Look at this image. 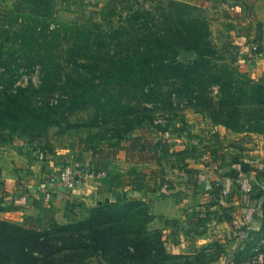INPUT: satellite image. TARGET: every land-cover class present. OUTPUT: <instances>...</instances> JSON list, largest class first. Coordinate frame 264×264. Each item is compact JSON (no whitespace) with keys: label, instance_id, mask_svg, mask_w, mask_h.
I'll return each mask as SVG.
<instances>
[{"label":"trees","instance_id":"16d2710c","mask_svg":"<svg viewBox=\"0 0 264 264\" xmlns=\"http://www.w3.org/2000/svg\"><path fill=\"white\" fill-rule=\"evenodd\" d=\"M147 2L154 5L146 7L143 2L136 9L130 5L121 11L108 4L98 22L91 19L89 26L75 24L61 33L50 31L51 38L47 34L37 36V27L25 24L15 35L18 51L5 49L1 35L5 42L11 37L9 31L0 29V82L12 84L20 76L32 73H38L39 78L36 89L28 84L1 92L4 112L20 118L24 125L40 124L45 129L59 111L66 114L94 108L101 113L104 124L118 121L123 126L119 133L125 136L132 135L147 118L137 116L136 108L130 107L132 102L162 105L160 110L165 111L172 108L171 100L178 94L192 108L207 114L213 124L233 131L238 129L241 108L246 103L249 106L244 107L249 108L243 126L250 132H259L264 126V89L246 74L236 72L234 62L230 61L231 70L211 62L207 48L211 35L197 8L173 0ZM23 11L34 17L52 18L54 6L51 0H15L11 13L19 16ZM183 52H196L197 57L181 61ZM46 89L50 94L58 90L55 94L59 98L48 102L47 97L43 105L37 106L34 96ZM94 126L99 127L97 123ZM132 140L130 150H135L141 137L133 134ZM93 150L102 154L99 147ZM150 151L157 154L167 149L159 140L151 145L142 142L139 152ZM125 156L126 161H132L126 151ZM150 206V201L139 200L99 202L87 220L62 227L66 233L55 240L60 246L37 239L30 243L31 232L24 224L0 221V264H12L13 260V241L6 229L24 236L17 237V241L23 242L20 252L23 262L29 264L41 260L43 264H78L97 252L105 253L108 264H158V260L147 258L164 251L161 233L155 232L161 238L150 241L145 224L129 215L134 208L135 213H141L143 207ZM10 209L18 207L13 205ZM48 219L57 225L54 219ZM35 253L42 259L38 260ZM57 256L60 257L56 259Z\"/></svg>","mask_w":264,"mask_h":264},{"label":"crops","instance_id":"0c3cea01","mask_svg":"<svg viewBox=\"0 0 264 264\" xmlns=\"http://www.w3.org/2000/svg\"><path fill=\"white\" fill-rule=\"evenodd\" d=\"M105 1L51 0L54 7H67L60 11L91 9ZM176 1L203 8L210 21L212 44L224 59L234 62L250 80L264 84V27H257L264 25V0ZM0 2L5 10L13 11L15 0ZM65 18L73 19V14ZM253 45L257 51L251 52ZM192 115L201 134H209L207 149L212 152L215 148V152L214 157L208 152L203 156L206 160L184 167L156 162L146 168L140 162L126 161L123 151L108 160L93 149L45 153V159L39 160L26 145L0 144V220L19 225L26 219L51 218L67 223L75 211L106 200L150 201L148 228L159 230L170 254L192 264L232 263L241 251L237 244L241 229L248 230L249 240L261 226L264 135L232 134L212 124L205 113ZM80 164L101 169L104 177L86 180L71 192L53 189L45 196L39 190L46 176ZM241 178L251 180L249 194L239 190L237 180ZM11 205L18 209H10ZM249 208L256 213L248 220ZM245 220V226L240 227Z\"/></svg>","mask_w":264,"mask_h":264},{"label":"rangeland","instance_id":"374dc122","mask_svg":"<svg viewBox=\"0 0 264 264\" xmlns=\"http://www.w3.org/2000/svg\"><path fill=\"white\" fill-rule=\"evenodd\" d=\"M141 3H143L142 5H145L146 7L154 5V3L147 2V0H106L102 5L93 6L91 9L72 7V9L70 8V11H60V8L61 10H66L67 7L64 6L59 8L58 5H56L54 7V14L52 15V18L34 17L24 11L22 12V14H19V16H16L12 14L11 11L5 10V7L0 4V29L9 31L11 37L8 42H5L3 36L1 35L2 45L5 47V49H15L18 51L19 46L14 42L15 35L19 33V31L23 26H25V24L35 25L37 27L36 31L38 32L36 33L37 36H44L45 34H47V36L51 38L52 34L50 33V31H59V33H61L66 28L74 27L75 24H77L75 26L80 27L89 26L90 23L88 22L91 19L96 20L95 22H98L101 19L102 14L103 16L105 15V12H103V10L108 4L114 5V8L116 10L121 11L124 10L125 7H129L130 5L134 7V9H136V7L141 6ZM196 8L197 14L205 18L208 24V33L210 32L211 35L210 21H208V17L205 14V11L201 7ZM125 10L128 9L126 8ZM124 13H126V11H123V15H125ZM71 14H73V19L65 18ZM210 41L211 42L207 46V48L211 51V56L209 58L211 62L213 64H216L218 68L231 70L233 67L232 64L228 63L224 59V55L220 53L216 48L217 45L215 43L212 44L213 40L211 39V37ZM254 46L255 45L250 47L251 52H254V50L252 49ZM255 51H257V49ZM196 57V52H183L179 58L181 61H189L195 59ZM236 68L238 69L235 70L236 72L243 73L237 66ZM16 81L17 82H14L12 84H8L6 82L2 84L0 82V93L4 90L13 91L16 87L23 88L28 84L34 86L35 89L38 88V73L20 76ZM237 81L240 80L237 79ZM251 82L260 85L264 89V84L252 80ZM170 88L172 90L175 88V86L173 88ZM56 92L50 94L46 89L44 92L36 93L33 98L35 104L37 106L43 105L47 97H50V100H48V102H53V99L59 98L58 95L55 94ZM173 98L174 99L171 100L172 108L165 111L160 110L162 105L156 107L152 104H143L142 102L136 101L130 104V107H134L138 111L139 114L137 116L147 117L140 124L138 130L133 133L135 135L139 134L141 140L137 145L135 144V150H130L131 142H133V134L125 136L120 135L119 131L123 129V126L118 124V121H115L114 124H104V120L99 117L101 113L98 111V109L89 108L66 114L59 111V113H57L53 118L52 124H49L44 129L40 128V124L24 125L22 124V122H20V118H13L8 116L4 112L5 108L3 103L5 101L0 97V144H22L26 145L35 152L38 151L44 153L61 152L67 149H71V151L73 149V152L76 151L79 153L81 149L88 150L99 147L102 151L101 155L109 158L111 156L115 157L116 154L120 151H123L125 154L126 151L127 157L132 156V161L140 162L145 165L146 168H148V164H156V162L159 164L164 163L166 165L183 164L182 167L187 166L192 162H202L203 160H206V158H204L203 156L207 155V153L210 152L207 149V143H205L209 138V134L207 136H205V134H201L195 122L191 121V117L193 116L192 114L198 112V110L192 108V106L189 105L191 103L187 104L185 99L179 97L178 94ZM102 102H104V100H102ZM244 106L249 105L245 103L241 108L242 114H240L241 120L238 123V129L236 131L227 129L230 131L229 133L234 132L235 134L239 135H264V126L263 128H260L259 132H250L249 128H247L245 125L243 126V121L247 119L246 113L248 112L247 109L249 108ZM262 109L264 112V107ZM95 123H97L99 127H95ZM156 140H159L161 146L165 147L167 151H158L157 154L153 153L152 151L139 152L142 142L150 143L151 145V143H154ZM213 152H215V148L209 154L211 155V157H214ZM155 169L159 168L156 167ZM127 201L131 200H123L122 202ZM113 202L115 201H112L110 203ZM95 207H93V209L90 208L75 211L76 213L73 220L67 223H57V225H54L52 222H50L49 219H45V221L28 220L22 224H24L26 229L31 232L28 233V236H30V243L33 239H37L39 241H42L43 243L54 245L56 244L60 246V242H57L55 240L59 236L66 233V230L62 227H69L77 223L84 222L89 218L91 211L97 208ZM136 209L137 208L132 209L131 212H129V215L134 218L140 219L145 224V228H147L149 232V236L147 238L153 242L156 241L157 238H161L155 233H158L159 230H151L148 228V223L151 220L150 218H152V216L150 215V209H148V207H143L144 212L135 213ZM6 232L11 236L13 241L12 249L10 251L11 255L13 256L12 264H29V262H23L24 255L22 254V252H20L23 249V242L17 241V237H19L20 235L22 237L24 236L22 234L18 235L17 232L13 229H6ZM6 232H3L2 237H4V233ZM259 254H262V262L258 259ZM63 255H66V253H63ZM34 256L38 260L42 259V255L40 254L35 253ZM58 257L60 256H57L56 259ZM106 258L107 257L105 256V253L103 254L97 252L91 257L80 261L78 264H108L106 262ZM147 259H153L155 261L158 260V264H192V261L179 256H174L170 254L166 249H164L161 254L153 253V255ZM36 264H43V261H38L36 262ZM230 264H264V204L261 215L260 229L252 235L243 250L238 252L236 257Z\"/></svg>","mask_w":264,"mask_h":264},{"label":"built area","instance_id":"2783aa9c","mask_svg":"<svg viewBox=\"0 0 264 264\" xmlns=\"http://www.w3.org/2000/svg\"><path fill=\"white\" fill-rule=\"evenodd\" d=\"M252 49L255 51L257 47L254 46ZM35 153L39 160L45 159L44 152L36 151ZM102 177H104V171L95 169L94 167L85 164H80L76 165L75 169L64 168L55 173L54 175L46 176L40 184L39 190L43 192L45 196H48L53 191V189H61L66 192H71L86 180L101 179ZM237 185L239 190H241L245 194H249L253 190V184L251 180L247 178L238 179ZM262 200H264V189L262 194ZM255 213L256 209L249 208L246 211V219H251V217ZM245 222L246 220L240 222L239 226L244 227ZM248 234L249 233L247 229H241V231L239 232V235L237 236V244L239 246V249L244 248V245L248 241ZM258 259L262 262V254L258 255Z\"/></svg>","mask_w":264,"mask_h":264}]
</instances>
